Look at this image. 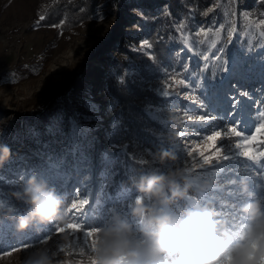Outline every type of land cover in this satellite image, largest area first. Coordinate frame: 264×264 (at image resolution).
<instances>
[{"label":"rangeland","instance_id":"obj_1","mask_svg":"<svg viewBox=\"0 0 264 264\" xmlns=\"http://www.w3.org/2000/svg\"><path fill=\"white\" fill-rule=\"evenodd\" d=\"M53 1L0 0V148L10 150L8 159L0 164V177L13 183L35 175L38 181L45 180L67 194L68 207L75 202L80 210L68 213L66 226L55 222L21 233L15 224L5 223L0 264H21L37 247L57 251L61 264L65 260L84 264L91 253L95 227L113 214L136 224L128 205L141 195L137 189L120 188L110 195L104 188L110 182L105 180L108 173H116L107 170L113 160L119 161L128 177H136L137 168L144 174L186 168L198 180L214 182L203 195L191 194L196 203L211 201L233 232L247 223L239 208L250 199L264 204V183L254 180H264V172L250 173L245 163L256 161L243 155L217 160L213 154L217 149L227 154L231 147L236 153L247 151L264 161V119L260 118L264 92L259 83L264 78V63L255 59L264 51V3L204 0L210 6L203 11L210 9L211 14L203 22L196 18L195 0H95V11L79 23L63 18L39 21ZM254 6H258L257 15ZM156 17H160L159 23L165 21L172 36L167 41L172 58L167 66L155 57L149 21ZM145 40L151 47H141ZM238 58L249 60L250 74L236 69ZM112 75L123 84L137 81L157 92L160 103L147 104L145 113L157 125L158 143L176 154L175 162L161 164L154 154L132 152L125 144L113 142L118 129L113 125L120 115L116 99L106 90ZM234 78L254 81L244 84L240 96L241 110L245 115L252 113L248 127L239 120L233 125L231 114L221 118L233 97L228 84ZM193 106L198 111H191ZM205 112L208 118L197 119ZM73 116L94 129L95 144L88 160L79 159L71 150L69 120ZM216 132L221 136L216 137ZM103 153L107 155L101 162ZM241 178L248 182L247 193L240 190ZM81 200L88 203L81 205ZM0 202L7 205L1 188ZM186 206V201H180L172 208L179 214ZM71 223H78L84 232L91 230L90 248L79 231L73 235L75 228L49 236L50 226L71 228ZM63 235L69 237L67 252L58 248L65 243ZM79 247L85 248V254H78ZM170 264H176V259Z\"/></svg>","mask_w":264,"mask_h":264},{"label":"clouds","instance_id":"obj_2","mask_svg":"<svg viewBox=\"0 0 264 264\" xmlns=\"http://www.w3.org/2000/svg\"><path fill=\"white\" fill-rule=\"evenodd\" d=\"M9 155L6 146L0 148V164ZM156 156L161 164L177 160L170 149H160ZM129 179L141 194L128 205L136 224L113 214L95 227L91 253L84 264H170L173 258L176 264H260L264 259V204L260 200L250 199L240 206L247 223L233 232L211 201L196 203L191 195H203L213 188V181L198 180L194 173L180 167ZM239 185L241 192H248L246 179L241 178ZM12 196L28 205L23 212L15 205L7 206L5 218H14L17 232L55 222L63 226L70 223L65 194L45 180L38 181L35 175L28 178L22 192ZM180 201L188 206L178 214L172 206ZM62 239L65 243L58 245L59 249L67 246L69 237L63 235ZM57 256V251L37 247L21 264H61Z\"/></svg>","mask_w":264,"mask_h":264},{"label":"trees","instance_id":"obj_3","mask_svg":"<svg viewBox=\"0 0 264 264\" xmlns=\"http://www.w3.org/2000/svg\"><path fill=\"white\" fill-rule=\"evenodd\" d=\"M168 2L169 4H173V1ZM209 2L207 3V1L204 0H195L193 2L197 11L196 18L201 19L203 22H205L206 18H209L211 14L210 9L203 11V8H208L210 6ZM95 3V0H54L46 10L44 17L46 20H59L63 18L65 21H68L72 19L74 22L78 21L79 23L95 11ZM254 10L255 15L259 14L258 6H254ZM204 12L206 13L203 14ZM159 18L160 17H156L155 19L149 21L151 26L150 32L155 49V57L160 64L167 66L172 60L169 54L170 49L167 45V41L170 40L172 36L170 34V30L167 29L168 26L165 21L159 23ZM74 24L71 26H74ZM106 88L107 93L116 99L119 107L120 123L113 142L115 144H125L132 152L140 150L138 151L140 154L145 152L147 155H156V153L163 148L156 139L155 133L157 125L152 121V119L147 117L144 107L147 104H154L155 102L160 103L159 101H161V99L157 95V92L145 83H139L137 81H130L127 84H123L113 75L108 77ZM107 170L116 171L115 174L112 175L111 173H108L105 177V180L110 179V182L104 187L107 189L108 194L112 195L118 193L120 188L136 189V187L131 183L129 179L130 177L126 175L124 170H121L118 160H113L107 167ZM136 172V177L144 174V171L140 168H137ZM26 186L27 181L24 179H17L13 183L5 181L3 178L0 179V188L5 193L7 205H15L17 211L20 212L26 210L28 205L23 200H18L13 197L12 193L18 191L22 192L23 188ZM60 193L65 194L63 191ZM65 196L69 206L68 195L65 194ZM7 205L0 207V221L4 222L3 226L5 223L15 224L14 218H5ZM101 212H104V209H102ZM11 216L14 217L15 213H12ZM0 231L3 232V228L0 229ZM10 233V235H12V232ZM3 238L4 232L3 237L0 238V242Z\"/></svg>","mask_w":264,"mask_h":264},{"label":"snow or ice","instance_id":"obj_4","mask_svg":"<svg viewBox=\"0 0 264 264\" xmlns=\"http://www.w3.org/2000/svg\"><path fill=\"white\" fill-rule=\"evenodd\" d=\"M238 2V0H237ZM260 3H264V0H259ZM39 21H43L45 19L44 16H40ZM231 35V34H230ZM151 47V44H149V42L147 40L144 41L143 45H141V47ZM207 59V58H205ZM255 59L259 60L260 63H264V51L258 52L257 56L255 57ZM247 65V67H245ZM235 67L237 70L239 69H245V72L247 73H251L252 71V64L249 62V60L247 58H238L236 60L235 63ZM231 70V69H230ZM246 83H254V81L252 80H247V81H242L239 78H234L233 81H230L228 84V88L230 90L233 91V97L232 99L229 101V104L227 106L226 109H224L223 112V116L221 117L222 119H226L230 114L232 116L231 119V123L233 125H235L237 123V121H240V124L243 127H248L250 123H252V113L249 111L247 113V115H245V113L241 110L240 105L243 103V100L240 99L241 96V89L244 87V84ZM260 91L264 92V78H261L260 81ZM245 95H247V93H245ZM186 99H192V97H186ZM204 107H209V106H204ZM191 111H198V109L193 106L190 108ZM90 111H95L94 109H90ZM150 116L154 115L151 109H147L146 110ZM210 111H215L214 108H210ZM191 118V117H189ZM208 118V113L205 112L204 115L202 116H198L197 119L200 120H204ZM260 118L264 119V113H260ZM119 121H117V123L115 125H113V129H115L116 127L119 126ZM69 132L72 134V139H71V150L73 151L74 155H78L79 159L81 160H88L89 157V152L91 147H94L95 144V139L93 136L94 133V129L90 126V125H85L83 123H81V118L73 116L72 118H70L69 120ZM243 130V128H242ZM259 131V129H257ZM232 131H235L234 129H232ZM226 134H228L226 132ZM237 136L240 135L239 132L235 133ZM216 137H220L221 133L220 132H216L215 133ZM211 139V138H209ZM245 140H247V137H244ZM236 149H241V145L240 144H236L235 145ZM106 153H103L101 155V162H103V160L106 157ZM189 155H192L191 152H189ZM215 156V158L217 160L219 159H224V160H228L230 158L234 159L236 155H243L245 157H247L248 161H256V163H245V166L247 167V170L251 173L253 170L255 172H264V161L261 160L260 156H256V155H252L247 151H243L241 150L239 153H236L231 147L228 148V152L227 154H224L220 149H217V152L213 154ZM205 161L207 163L210 162L209 158H205ZM199 163V162H197ZM264 176V175H261ZM0 179H2V177H0ZM27 180V178L25 179V181ZM255 182H260V183H264V180H261L260 177L259 179H257L256 177H254ZM79 203L81 205L83 204H87L88 201L87 200H81L79 201ZM73 209H75L76 211H79L80 209L77 208V204L74 202L70 207H69V213L73 212ZM3 223L2 221H0V228L3 227ZM72 227L71 228H62L60 226H50V230H49V236H51L53 233H64L66 231V229H77L76 231H73V235H75V232L79 231L83 237V243L87 244L88 248H90L91 243H89V233L91 230H88L87 232H84L81 228V226L78 223H71ZM3 237V232L0 231V238ZM45 243H47V240L44 241ZM70 246H68L65 249H60L61 252H67L68 248ZM75 247V246H72ZM85 248L84 247H79L78 248V254L81 256V253L83 252L85 254ZM10 254V253H9ZM68 254H72V253H68Z\"/></svg>","mask_w":264,"mask_h":264}]
</instances>
